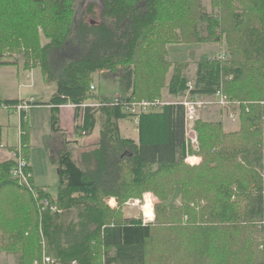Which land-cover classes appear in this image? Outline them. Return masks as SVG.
<instances>
[{
  "label": "trees",
  "instance_id": "trees-1",
  "mask_svg": "<svg viewBox=\"0 0 264 264\" xmlns=\"http://www.w3.org/2000/svg\"><path fill=\"white\" fill-rule=\"evenodd\" d=\"M212 6L215 15L199 0H0V64H14L2 60L5 54L21 53L27 67L39 65L55 82L47 103L52 130H60L59 107L67 103L77 117L82 110L76 125L82 134L92 132L99 115L106 117L81 165L66 148L51 154L55 197L32 176L34 191L12 178L14 158L0 162V252L17 254L16 264H34L42 253L50 264H264V0H212ZM223 38L229 57L199 60L192 78L189 62L167 59V44ZM169 68L167 91L175 97L193 80L190 94L207 98L222 88L239 101L237 131L196 122L200 151L193 166L184 161L178 102L135 114L137 143L119 133L117 120L134 115L128 105L161 99ZM96 72L129 95L115 104L96 94ZM94 100L102 104L80 106ZM26 123L21 145L28 160ZM144 190L153 203L150 222L141 211L122 210ZM107 197L117 205L109 206Z\"/></svg>",
  "mask_w": 264,
  "mask_h": 264
},
{
  "label": "rangeland",
  "instance_id": "rangeland-1",
  "mask_svg": "<svg viewBox=\"0 0 264 264\" xmlns=\"http://www.w3.org/2000/svg\"><path fill=\"white\" fill-rule=\"evenodd\" d=\"M89 1H98V0H89ZM204 11L207 14H216L218 12V8L216 6H212V0H199ZM98 12V8L95 10ZM90 20V16L88 18ZM200 33H205V30H201ZM44 42V41H43ZM166 53L167 59L170 61H186L189 62V66L186 70V75L188 78H192L194 76V71L196 69V63L199 60L208 59V58H217L223 57V59H227V45L226 40L223 38L220 42H205V43H170L166 45ZM2 60L7 61H14V67H0V90H7L9 91L10 95L18 98V99H25L28 102L26 104L28 107L19 113L15 110L14 105L10 104L12 107L6 109L4 107H0V121L3 123V127L7 128L8 131H4L6 134H2L1 151H7L10 155L15 158L14 150L16 147L21 144V134L25 131L21 128V122L27 121L26 127L29 132V139L32 143V150H34V156L39 159L38 166L43 171L41 175L36 176L35 181L37 184H41L46 186V190L49 194L53 197L57 193L58 188V175H57V167L55 164H52L49 160L48 163V170L49 172L45 173L47 170L46 165L42 166L41 163V150L46 149L49 151L50 154L58 151L61 148H66L69 150L71 154L72 160L77 163L78 158L82 150L89 149L91 147H85V145L90 144L94 141L97 142L99 139V131L101 129L102 123L105 122L106 117L103 118L99 115V119L92 130V132L88 135L82 134L81 130L76 131L74 124H75V110L70 106H62L59 108L58 111V126L61 130L54 131L51 128V111L49 108L46 107L44 102L49 101L50 95L55 91L56 85L54 81H48L45 77V74L42 68L39 65H35L32 67L26 66V59L24 55L21 53L12 54L11 56L5 54L2 57ZM12 64V63H10ZM170 69V68H169ZM172 68L170 72L165 75L164 77V86L161 88V99L158 100L160 103H165L167 101L166 96H168L167 91V83L171 76ZM187 83H191L192 86L194 84L193 80H188ZM92 85L96 87L94 91L96 94L101 95L102 97H127L129 94L120 87V84L114 80L113 78H105L101 72H96L92 76ZM190 93L188 90L184 91L177 97L170 96L169 98L172 99L174 102H182L189 98ZM193 95V94H192ZM49 99V100H48ZM203 99L208 101H213L206 103L202 108L198 110L197 118L192 127V133L190 135L197 139V143L188 149L189 157L185 156V163L189 166H193L198 161V152L200 151V141H199V133L196 127V122H208V123H221L222 130L224 132H233L237 131L240 128V120L238 118V109L237 108H229V107H221L215 102L213 96L204 97ZM143 99L138 100L136 99L132 103L135 108V112L138 111V103L141 102ZM145 100V99H144ZM153 101V100H151ZM22 102V101H21ZM88 102H97L88 101ZM20 103V102H18ZM16 103V104H18ZM159 104V103H158ZM132 106V105H131ZM130 107V105H128ZM231 109V110H230ZM14 110V111H13ZM16 111V112H15ZM27 111V114L25 113ZM127 113L130 111L125 110ZM236 112V115L233 117H229L228 113ZM131 114H133L131 112ZM235 114V113H234ZM23 116V120H21L20 124L18 125V116ZM135 115V114H134ZM136 116V115H135ZM25 117V119H24ZM22 119V118H21ZM101 119L102 122L99 120ZM132 119H126L120 121V125L122 124V129L129 130L131 126ZM123 122V123H122ZM106 124V122H105ZM124 124H127L124 128ZM17 125V128H16ZM29 125V128H28ZM20 131V132H19ZM27 131V130H26ZM127 136H133L132 134L128 135L127 132H123L121 134L122 137L127 138ZM19 138V142H18ZM67 141L66 143H64ZM18 142V143H17ZM17 146L15 148H10V146ZM95 144H93L94 147ZM12 149V150H11ZM31 150V151H32ZM28 153V150H26ZM31 153V152H30ZM24 154V153H23ZM29 159V156H28ZM156 169V167H153ZM136 193V192H135ZM150 199V192L145 191L141 192L140 196L132 195L130 198L126 199L122 204V210L126 214L136 213L137 211L142 212V207L144 205V199ZM149 196V197H148ZM140 197V198H139ZM110 197L105 199L107 204H114L115 202L110 200ZM135 199L142 200L138 204H130V202L134 201ZM117 201V199H116ZM173 201V207L178 208L179 203L177 197H173L171 199ZM118 203V201H117ZM166 204V202H165ZM117 205V204H116ZM153 205V203H152ZM110 206V205H109ZM42 255V254H41ZM42 263V257L35 259ZM34 260V261H35ZM33 261V263H34ZM18 255L15 253H0V264H16L18 263ZM52 262V261H51ZM30 264V261H29ZM50 264V263H49Z\"/></svg>",
  "mask_w": 264,
  "mask_h": 264
},
{
  "label": "built area",
  "instance_id": "built-area-1",
  "mask_svg": "<svg viewBox=\"0 0 264 264\" xmlns=\"http://www.w3.org/2000/svg\"><path fill=\"white\" fill-rule=\"evenodd\" d=\"M187 85H188V92H189V90L192 89L193 86L191 83H187ZM90 88L94 89V87L92 85ZM189 95H190L189 98L187 97L186 100L180 102V104H182L184 106L185 145H186V157L187 158L189 157V154L187 153L188 149L193 147L197 143V139L194 136L192 137L190 135V133H192V131H193L192 127L194 126V123L196 121L198 110L200 108H202L206 103L213 102V101H208V100H205L203 98L197 97V96L192 95V94H189ZM213 97L215 99V102L218 105H220L221 107L237 108L239 106V101L234 100V99H230L227 96V94H225L222 91V88L217 90L215 92V94L213 95ZM112 103L117 104L118 98L117 97L112 98ZM158 103H159L158 100L157 101L156 100H154V101L142 100L141 102L138 103V111L137 112H135V109H134L135 107L133 106L135 104H131L132 106L130 105V107L127 106V110L132 112L133 114H138L140 112H145V111L152 109L154 106L158 105ZM100 104H102V103H100V102H84L80 106L81 107H84V106L96 107V106H99ZM73 106H75V105H73ZM0 107H4V108L8 109L12 106L6 102L0 101ZM14 107H15L16 111L21 113L22 111H24L28 107V105L26 104V102L22 101L18 104H15ZM235 115H236V112L230 111L228 113L229 117H233ZM24 119H25V117H24ZM14 153H15V164L10 169L11 177L18 180L21 184H24L28 188H31L32 191H34L33 187L31 186V184L29 182V178L32 176V173H31V171L30 172L27 171V168L29 167V161L27 160V158L23 154L22 145L20 143L16 147V149L14 150ZM143 199L144 198H142V200ZM142 200L135 199L134 201L130 202V204H132V205L138 204ZM41 204L47 206L48 205L47 200L46 199L41 200ZM50 209L52 211H58L57 207L55 205L50 206ZM142 214H143V221L144 222H150V221H152V219H154V217H150L147 215V212L144 210L143 207H142ZM260 224L264 225V216L261 219ZM41 257H42V263L43 264H49L45 260V254L44 253H42ZM34 264H39V262L37 260H35ZM51 264H59V263L53 262ZM72 264H76V262L73 261Z\"/></svg>",
  "mask_w": 264,
  "mask_h": 264
},
{
  "label": "crops",
  "instance_id": "crops-1",
  "mask_svg": "<svg viewBox=\"0 0 264 264\" xmlns=\"http://www.w3.org/2000/svg\"><path fill=\"white\" fill-rule=\"evenodd\" d=\"M2 66H4V67H14V64H0V67H2ZM55 92V91H54ZM53 92V93H54ZM52 93V94H53ZM52 94L50 95V97H49V99L51 98V96H52ZM168 96H166V99H167V101H165V103H175L172 99H174V98H169L170 96H173V95H171V94H167ZM173 97H175V96H173ZM48 99V100H49ZM10 100H17L18 102H21V101H26V102H28L27 100H25V99H23V98H21V99H18V98H16V97H14V96H12V95H10V93H9V91H7V90H0V101H3V102H6V101H10ZM49 101H47V102H44V104L46 105V107L47 108H51V105H48L47 103H48ZM164 104V103H163ZM62 106H70V107H72L75 111H76V109H75V106H73L71 103H67V104H63V105H60V107L59 108H61ZM14 111V110H13ZM51 111V110H50ZM16 112V111H15ZM26 114H27V111L25 112ZM126 119H132V120H130L131 121V126L132 127H130L129 128V130H125V129H122L123 127H122V124L120 125V121H122V120H126ZM20 122H21V116L19 115L18 116V125L20 124ZM27 122V121H26ZM137 116H135V115H133L132 117H129V118H125V119H119V120H117V124H118V128H119V133H120V135L121 134H123V132L125 131V133L127 132V134L129 135H133V136H127V135H125L127 138H129V139H132V140H134L136 143L138 142V125H137ZM82 123V110L80 111V113H79V116L77 117V114H76V112H75V124H74V127H75V130H76V125L77 124H81ZM123 123V122H122ZM27 124H28V122H27ZM127 124H124V128H125V126H126ZM0 127H1V135L2 134H5L4 133V131H8L7 130V128H4L3 127V123H2V121H0ZM16 128H17V125H16ZM28 128H29V125H28ZM60 128V127H59ZM26 130H27V135H28V144L30 145L29 146V148H28V156H29V159H28V161H29V166H30V168H31V172H32V179H33V183L35 184V185H37L38 187H41V188H43V189H45L46 190V186H43V185H41V184H37L36 183V181H35V179L34 178H36V176H40L41 175V173L43 172V171H41V169L39 168V166L37 165L38 164V162H39V159L36 157V156H34V150H32L31 148H32V143H31V141H30V139H29V132H28V129L26 128ZM61 130V129H60ZM77 131V130H76ZM78 132V131H77ZM99 133H100V131H99ZM6 135V134H5ZM1 139H2V136H1ZM18 142H19V138H18ZM17 142V143H18ZM67 141H65L64 143H66ZM98 142H99V139L97 140V142L96 141H94V142H92V143H90V144H87V145H85V147H91V148H89V149H85V150H82V152H89V151H92V150H94L95 148H96V146H97V144H98ZM93 144H95L94 145V147H93ZM17 146V144L16 145H14V146H10V148H15ZM4 147V145L2 146V148ZM12 150V149H11ZM32 150V151H31ZM31 152V153H30ZM81 152V153H82ZM81 155V154H80ZM50 156H51V154L49 153V151H47L46 149H42L41 150V163H42V166H44V165H46V167H47V170H48V163H49V160H50V162H51V159H50ZM13 159V157L10 155V153H8L7 151H1L0 150V162H2V161H4V160H6V159ZM15 159V158H14ZM52 163V162H51ZM77 165H81V156L78 158V162L76 163ZM50 171V169L48 170V171H46L45 173H47V172H49ZM58 175V174H57ZM47 191V190H46ZM51 195V194H50ZM52 196V195H51ZM56 196V195H55ZM54 196V197H55ZM53 197V196H52ZM111 199L110 200H112V201H114L115 203L114 204H109L111 207H115L116 206V204H117V201H116V198H114V197H110ZM144 199H145V196H144ZM145 201V200H144ZM150 215V214H149ZM150 217H154V212H152V215H150ZM152 221H153V219H152ZM1 253V252H0ZM167 264H176V263H167Z\"/></svg>",
  "mask_w": 264,
  "mask_h": 264
},
{
  "label": "bare ground",
  "instance_id": "bare-ground-1",
  "mask_svg": "<svg viewBox=\"0 0 264 264\" xmlns=\"http://www.w3.org/2000/svg\"><path fill=\"white\" fill-rule=\"evenodd\" d=\"M144 210L147 212V215L150 216L152 215L153 212V205L150 201V199L146 198L144 205H143ZM150 214V215H149Z\"/></svg>",
  "mask_w": 264,
  "mask_h": 264
}]
</instances>
